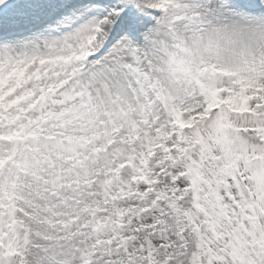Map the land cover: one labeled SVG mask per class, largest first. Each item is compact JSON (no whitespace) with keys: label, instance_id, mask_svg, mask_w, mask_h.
I'll return each instance as SVG.
<instances>
[{"label":"snow or ice","instance_id":"6c2138e0","mask_svg":"<svg viewBox=\"0 0 264 264\" xmlns=\"http://www.w3.org/2000/svg\"><path fill=\"white\" fill-rule=\"evenodd\" d=\"M0 264H264V0H0Z\"/></svg>","mask_w":264,"mask_h":264}]
</instances>
